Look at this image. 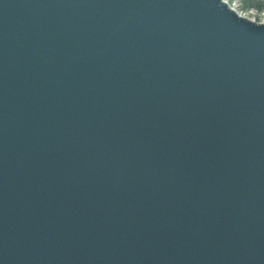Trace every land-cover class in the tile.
Listing matches in <instances>:
<instances>
[{
  "label": "water",
  "instance_id": "water-1",
  "mask_svg": "<svg viewBox=\"0 0 264 264\" xmlns=\"http://www.w3.org/2000/svg\"><path fill=\"white\" fill-rule=\"evenodd\" d=\"M0 264H264V23L0 0Z\"/></svg>",
  "mask_w": 264,
  "mask_h": 264
},
{
  "label": "rangeland",
  "instance_id": "rangeland-1",
  "mask_svg": "<svg viewBox=\"0 0 264 264\" xmlns=\"http://www.w3.org/2000/svg\"><path fill=\"white\" fill-rule=\"evenodd\" d=\"M230 2H232L233 4L237 3L238 5L244 6V8H255L256 10H264V0H229Z\"/></svg>",
  "mask_w": 264,
  "mask_h": 264
},
{
  "label": "bare ground",
  "instance_id": "bare-ground-1",
  "mask_svg": "<svg viewBox=\"0 0 264 264\" xmlns=\"http://www.w3.org/2000/svg\"><path fill=\"white\" fill-rule=\"evenodd\" d=\"M225 1H226L227 3H230L231 6H233V3L230 2L229 0H225ZM233 7L236 8V7H237L236 4H235ZM238 11L241 12V13H243L240 7L238 8Z\"/></svg>",
  "mask_w": 264,
  "mask_h": 264
},
{
  "label": "built area",
  "instance_id": "built-area-1",
  "mask_svg": "<svg viewBox=\"0 0 264 264\" xmlns=\"http://www.w3.org/2000/svg\"><path fill=\"white\" fill-rule=\"evenodd\" d=\"M252 14V13H249V15Z\"/></svg>",
  "mask_w": 264,
  "mask_h": 264
}]
</instances>
